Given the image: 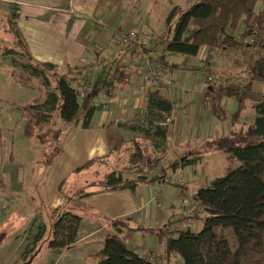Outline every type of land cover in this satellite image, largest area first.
Listing matches in <instances>:
<instances>
[{
  "label": "trees",
  "instance_id": "1",
  "mask_svg": "<svg viewBox=\"0 0 264 264\" xmlns=\"http://www.w3.org/2000/svg\"><path fill=\"white\" fill-rule=\"evenodd\" d=\"M100 2L121 6L123 0ZM3 3L0 0V57L4 59L13 54L24 57L26 62L15 65L32 78L39 79L47 91L42 101H36L24 112V131L40 138L41 145L47 143L53 148L50 157L52 162L62 152V136L68 128L80 122L83 128H88L93 116L103 108L95 102L102 91L106 88L123 90L130 87L138 76L139 64L132 61L129 67H123L119 59L106 70L103 81L95 84L87 97L80 100L75 84L84 78L85 68L67 65V72L60 75L57 66L33 63L17 27L19 7L11 5L8 14L1 15ZM167 24L171 32L164 33L155 43L149 41L145 46L148 53L153 47L162 46L163 53L156 52V56L171 69L195 66L187 63L175 66L165 59V51L194 58L205 46L218 44L219 48H239L242 44L236 34L240 26L243 29L241 37L255 38L251 47L261 52L250 66L246 83L242 87L234 83L220 85L219 78L215 77L204 94L206 108L210 113L218 122L231 123L232 126L228 134L210 140L207 145L215 152L236 159L240 166L194 193V202L201 205L206 213L199 231H160V228L130 227L125 221L116 219L112 224L113 231L105 237L104 246L99 251L102 256L100 263L179 264L176 259L178 257L181 264H264V91L256 89V85L264 87V0H199L186 9L173 8ZM7 43H11L10 48L6 46ZM47 74L52 76L53 85ZM148 86L145 114L151 127L144 129L142 138L129 146L131 154L127 167L112 169L107 157L88 161L76 169V173H79L92 165L97 167L95 179L86 188L96 187L101 192L135 190L140 184L155 185L166 180V174L154 175L152 171L169 153L167 140L174 134V129L162 122L167 115L172 114L174 106L157 85ZM106 94L114 98V95ZM232 97L237 99L238 108L230 114L224 107V101ZM249 107L255 112L251 124L242 119ZM106 141L114 153L123 142L113 125L107 126ZM203 157L202 152H198L186 162L192 165ZM180 158L173 166L178 164ZM61 184H65V180ZM175 185L184 187V184ZM92 193L79 191V198ZM60 211L53 221L49 238H44L45 227H38L32 242L33 248L26 250L24 260L42 243L54 253L60 254L78 241L81 215L70 210ZM131 228L158 235L163 248L157 256V263L150 262L128 245L127 233ZM230 229L234 231L237 241L235 248L229 240Z\"/></svg>",
  "mask_w": 264,
  "mask_h": 264
},
{
  "label": "crops",
  "instance_id": "2",
  "mask_svg": "<svg viewBox=\"0 0 264 264\" xmlns=\"http://www.w3.org/2000/svg\"><path fill=\"white\" fill-rule=\"evenodd\" d=\"M3 2L1 15H7L11 5L19 7L17 27L33 63L57 66L60 75L67 72V65L72 68L80 66L85 68L84 78L80 83L75 84L76 87L87 82H90L93 87L103 81L106 77V70L119 59L121 66L127 62L128 64L124 66L129 67L128 56L109 38L110 30L127 26L138 28L144 33L143 35L148 34L142 28L143 18H139L141 3H145L143 0H123L121 6L110 3L101 4L100 0H3ZM175 7L182 8L175 5L168 11L165 18L166 28L168 15ZM164 33L165 31L158 34L156 41L150 38L151 44L160 40V36ZM155 48L158 50V54L163 53L162 46ZM206 52H202L200 57H196L197 60L203 62L201 65H197L195 62L196 64L192 63L194 68H170V77L178 84L161 89L174 106L172 114H165L167 116L162 122L163 125L173 126L174 129V134L167 140L169 153L166 157L170 162L169 172L172 170L177 172L179 169L188 170L196 165H203L208 158L213 157L214 154L217 155L207 143L228 134L232 129L231 123L218 122L206 108L205 91L202 89L205 63L210 60L209 54L206 61L203 60V54ZM0 59L3 60L2 57ZM165 59L175 66L185 63L178 64L166 56ZM1 65L0 73L2 72ZM203 66L204 68H202ZM189 70H199L202 75L199 77L196 74H191L188 72ZM148 88V85L144 90L139 88L135 79L130 87L119 90L114 98L108 97L102 91V98L99 102L97 100V104L102 105V110L93 116L88 128H83L82 122L68 128L66 134L62 136V152L54 161L46 164L36 154L33 158H28L30 164L18 163L14 165L12 163V167L6 169L5 173L0 169V189H2L0 193V222L2 224L0 226V244L6 237L7 231L4 228L12 217V202L16 199L13 195L8 194L5 186L16 188L20 186L21 179L31 186L33 191L24 192L23 199L20 198V200L24 201V204L30 200L38 201L39 213L35 217L32 215L30 220H26L31 223L26 222L21 225L22 232L17 239L19 249L33 248L32 242L40 226L45 227L44 238H49L53 221L60 214V210L79 212L82 217L78 241L60 254L53 252L56 264L61 262L73 248L80 245L95 244L93 250L99 254L104 246L105 237L114 229L112 224L116 219L125 221L130 227L160 228V231L188 229L183 220H176L182 209L194 202V193L189 194L190 184L187 181H184L182 188L174 185L172 180H163L155 185L140 184L135 190L101 192L96 187L86 188L95 179L94 173L97 171L95 165L76 173V169L88 161L102 157L109 159L112 169L127 167L128 157L131 154L129 146L133 141L142 138L144 129L151 127L145 114L146 89ZM37 89L39 90L37 85L32 88L35 92ZM42 90L44 89L40 88L41 96ZM224 107L227 110L228 107H231L236 111L238 103H231L226 98ZM19 111L24 118L22 110L19 109ZM229 113L231 114V112ZM95 123L97 125L93 128ZM109 125H113L118 135L123 138V142L115 153L111 151L106 141L107 126ZM65 128L67 129L66 126ZM21 135L23 142L30 144L24 130L21 131ZM35 142H32L33 149L37 148ZM52 150L53 148L50 147L44 151L49 160ZM198 152H202L204 156L202 160L192 165L187 164L186 161L190 159L189 157ZM179 157L181 158L178 164L173 166ZM194 173L197 175L196 172ZM199 174L201 177L205 175L201 171ZM64 180L67 188L60 191L58 185ZM84 187L93 193L83 198H78L76 194H73ZM19 192L21 191L17 190V193ZM159 198L163 201L162 209L166 212L167 221L158 215ZM26 206L32 208L30 205ZM57 211L59 212L57 213ZM36 224L40 225L35 227ZM96 236H99L97 242L91 243V240ZM127 238L131 239L130 246L135 248L136 252L147 256L158 255L163 248L160 238L156 234H147L131 228L127 233ZM41 245L43 247L45 243ZM0 260L2 264H5L1 257ZM83 263L73 262V264Z\"/></svg>",
  "mask_w": 264,
  "mask_h": 264
},
{
  "label": "rangeland",
  "instance_id": "3",
  "mask_svg": "<svg viewBox=\"0 0 264 264\" xmlns=\"http://www.w3.org/2000/svg\"><path fill=\"white\" fill-rule=\"evenodd\" d=\"M198 1L199 0H143L145 3H141V16L139 17L143 18L142 28L149 34L153 41H156L158 34L163 31H165V33L169 32V29L166 28L165 18L168 11L173 6L179 5L182 8H186ZM239 28L241 31H237L236 35L238 38H241L243 29L241 26ZM7 44L8 45L6 46L10 48L11 43ZM203 52H206V49ZM260 52L261 51L254 50L251 46L244 44L239 48L229 47L225 49L220 47L214 49L208 53L210 60L208 63H205L206 69L203 76L205 77L207 73L210 72L214 74L215 77L219 78L220 85L234 83L237 87H242L246 83L250 66L254 63L256 57L260 55ZM164 56L178 64L187 62V58L177 52L165 51ZM24 62H26V59L17 54L7 55L3 60L0 59V64H2V72L0 73V169H2L1 172L4 171L3 173L6 172V169L12 167V163L14 165L18 163L30 164L28 158H33L36 154L38 157H41V161L44 163H50L47 154L44 152L46 149L50 148L47 143L41 145L42 142L40 138H36L32 133L34 136V139H32V135L27 132L25 133V136L30 140V144L27 142L24 143L21 135V131H26V128L24 126L25 118H22V113H20L19 109L22 110L24 114L30 105L35 104L36 101H42L47 93L39 79L32 78L30 74L23 72L22 69L15 65V63L22 64ZM195 62H197V65L203 64V62L197 60L196 57L193 58V63L196 64ZM188 72L196 74L199 77L202 75V72L199 70H189ZM47 75L53 85L54 82L52 76L50 74ZM203 76L202 78H204ZM36 85L39 90L37 89L35 92L32 88ZM40 88L44 89L42 90V96ZM259 90L264 91V87L260 86ZM102 95L103 94L101 93L98 102L102 98ZM103 99L105 98L103 97ZM228 99L231 103H237L236 98L234 97ZM228 111L233 113L235 109L228 107ZM254 116V110L249 107L244 114V119H246L248 124H251ZM96 125L97 124L95 123L93 128H95ZM35 140L37 142L34 144L37 145V148L33 149L32 147L34 145L32 142ZM216 153L217 155L214 154L213 157L208 158L203 165L199 164L188 170L179 169L177 172L172 170L170 172V178L172 180L178 178L185 182L187 181L188 184H190L188 192L189 194H193L202 186L211 185L216 178L222 177L229 170L240 166L236 159L229 157L227 154ZM199 171L204 172L205 175L201 177ZM194 172H196L197 175H195ZM19 182L20 186L16 188L5 186L8 194L11 196L13 195L16 199L12 202V217L7 221L8 224L6 225L8 228H4L7 232L6 237L0 244V257L5 264H56L54 262L55 256L53 251L46 246L42 247L40 244L30 255H28L27 260H24V256L27 254L26 250L18 248L17 239L22 232V229L20 228L21 225L26 224V220H30L32 215L35 217L39 213L38 201L35 202L34 200H30L27 204H24V201L20 200V198L23 199L22 194L24 192H31L33 189L31 186L27 185L24 180L21 179ZM60 186L62 190L67 188V184H60L58 185L59 190ZM17 190H20L21 192L17 193ZM83 190L87 191L84 187L78 189L75 191L76 193L74 192L73 194H76L79 198V191ZM1 191L2 189H0V193ZM26 205H30L32 208H28ZM27 223H31V221ZM39 225L40 224H36L35 227ZM202 225L203 222L200 224L197 231L200 230ZM0 226H2V224ZM228 234L230 243L235 248L237 241L235 239L234 231L230 229ZM98 239L99 236H96L91 240V243H96ZM127 243L129 246L131 245L130 238H127ZM94 247L95 244L90 246H77L57 264H73L74 261L84 262L83 264H101L100 261L102 256L97 254V251L93 250ZM0 263L2 264L1 260Z\"/></svg>",
  "mask_w": 264,
  "mask_h": 264
},
{
  "label": "built area",
  "instance_id": "4",
  "mask_svg": "<svg viewBox=\"0 0 264 264\" xmlns=\"http://www.w3.org/2000/svg\"><path fill=\"white\" fill-rule=\"evenodd\" d=\"M238 31H241L239 28ZM109 38L114 41L119 49H121L126 56H128L129 64H131L132 61L137 62L139 64V73L136 78L137 84L139 88H142V90L145 89L146 85L154 84L157 85L160 89L168 88L170 86H176L177 81H173L170 77V68L168 65H166L161 59H159L156 56V50L155 47L151 49V51L148 53L146 51L145 44L150 41V37L148 35H143L142 32L136 28V27H121L117 29H112L108 33ZM240 43L243 45L251 46L255 43V38L253 36L249 37H241ZM204 48L206 49V53H204L203 60L206 61L208 52H211L214 49L219 48L218 44H214L211 46H205L203 47L198 57H200V53L204 51ZM128 64L127 62H125ZM188 64L193 63V58L187 57ZM124 64V65H126ZM123 65V66H124ZM126 67V66H124ZM215 80V76L212 74H207L202 82V89L203 91H206L210 88L213 81ZM260 85H256V89L259 90ZM92 85L90 82L85 83L84 85L77 86V91L80 100H83L87 97V95L92 91ZM118 89H112V88H106L104 89V94L108 93V95H114V97L118 94ZM97 103V100L95 101ZM170 162L168 161L167 157L163 159L162 161L158 162L152 173L154 175L161 176L163 173L166 174V180L170 181L172 180L170 178ZM165 180V181H166ZM172 182L177 184H183L184 181L182 179H175L172 180ZM158 207V215L161 219L164 221L166 220V212L162 209L163 208V201L161 198L158 199L157 203ZM201 217V218H198ZM206 217V213L204 208L197 204L196 202H192L190 206H186L184 209H182L181 213L177 216L176 220H183V223L187 226L188 229L191 231L196 232L199 225L204 221ZM166 223V222H165ZM146 259H148L150 262L157 263L158 255L157 254H150V255H144L142 254ZM178 263L181 264V260L177 257ZM1 264V263H0Z\"/></svg>",
  "mask_w": 264,
  "mask_h": 264
},
{
  "label": "water",
  "instance_id": "5",
  "mask_svg": "<svg viewBox=\"0 0 264 264\" xmlns=\"http://www.w3.org/2000/svg\"><path fill=\"white\" fill-rule=\"evenodd\" d=\"M169 32H171V30H169Z\"/></svg>",
  "mask_w": 264,
  "mask_h": 264
}]
</instances>
